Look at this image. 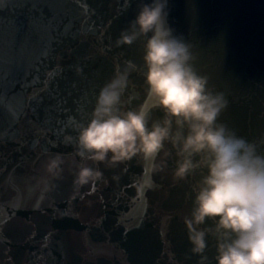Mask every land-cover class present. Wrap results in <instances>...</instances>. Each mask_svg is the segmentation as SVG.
<instances>
[{
  "label": "water",
  "instance_id": "1",
  "mask_svg": "<svg viewBox=\"0 0 264 264\" xmlns=\"http://www.w3.org/2000/svg\"><path fill=\"white\" fill-rule=\"evenodd\" d=\"M144 3L0 0V264H217L216 237L195 254L184 223L206 168L175 178L170 143L155 161L115 166L77 154L78 126L117 71L128 70L124 110L152 104L146 37L116 44ZM166 10L199 54L197 72L227 100L217 123L264 155V0H168ZM162 117L153 107L149 123ZM56 155L59 175L46 170ZM82 166L103 176L77 189ZM214 225L206 218L200 227Z\"/></svg>",
  "mask_w": 264,
  "mask_h": 264
},
{
  "label": "clouds",
  "instance_id": "2",
  "mask_svg": "<svg viewBox=\"0 0 264 264\" xmlns=\"http://www.w3.org/2000/svg\"><path fill=\"white\" fill-rule=\"evenodd\" d=\"M167 4L168 0L144 3L131 22L132 31H122L116 40L117 45L131 44L146 37L144 79L152 104L124 110L121 98L128 70L117 71L100 88L91 119L78 126L77 154L115 166L134 156L155 161L170 143L177 157L175 178L207 169L195 189L190 217L184 218L192 252L202 254L206 235L212 234L217 264H264V155L217 123L227 100L223 93L210 90L208 77L197 72L193 61L199 54L174 34ZM128 66L133 67L131 62ZM153 107L160 108L163 117L150 124ZM61 163L56 155L46 170L59 175ZM162 163H150L149 172L159 170ZM102 176L99 169L82 166L73 183L79 189ZM150 182L145 178L143 185ZM206 218L215 221L214 227H200ZM204 259L201 256V264Z\"/></svg>",
  "mask_w": 264,
  "mask_h": 264
}]
</instances>
